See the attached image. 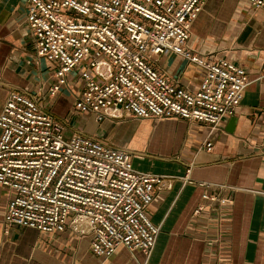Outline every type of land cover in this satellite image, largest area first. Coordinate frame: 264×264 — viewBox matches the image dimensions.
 <instances>
[{
	"label": "built area",
	"instance_id": "2783aa9c",
	"mask_svg": "<svg viewBox=\"0 0 264 264\" xmlns=\"http://www.w3.org/2000/svg\"><path fill=\"white\" fill-rule=\"evenodd\" d=\"M205 1L26 0L25 23L37 57L58 66L51 94L72 78L80 84L77 113L99 123L176 117L206 125L211 137L241 108L250 77L242 65L210 60L192 48L191 28ZM240 1L264 11V0ZM172 54L205 70L196 90L154 66L157 57ZM0 131V187L10 194L8 228L89 238L92 253L103 259L122 247L151 256L160 227L149 208L176 178L141 172L127 151L94 138H67L64 122L16 90L0 114ZM213 147L208 139L203 148L211 152ZM189 174L179 179L191 184ZM205 199L210 206L230 203ZM207 206L194 216H202Z\"/></svg>",
	"mask_w": 264,
	"mask_h": 264
},
{
	"label": "crops",
	"instance_id": "0c3cea01",
	"mask_svg": "<svg viewBox=\"0 0 264 264\" xmlns=\"http://www.w3.org/2000/svg\"><path fill=\"white\" fill-rule=\"evenodd\" d=\"M25 2L0 0V114L9 93L19 91L64 122L67 138H94L127 151L137 170L176 180L171 190L156 194L149 208L160 227L151 256L122 247L108 259L94 256L89 238L70 232L45 236L8 228L4 215L10 194L0 187V264H264V11L240 0H206L192 25L195 51L240 64L250 77L237 114L209 137L206 125L176 117L99 123L76 112L71 118L80 88L70 82L51 94L58 66L37 57ZM154 66L191 91L205 74L175 54L157 57ZM208 139L211 152L203 148ZM188 171L191 184L179 179ZM206 195L230 203L210 206ZM201 205L208 206L195 217Z\"/></svg>",
	"mask_w": 264,
	"mask_h": 264
},
{
	"label": "rangeland",
	"instance_id": "374dc122",
	"mask_svg": "<svg viewBox=\"0 0 264 264\" xmlns=\"http://www.w3.org/2000/svg\"><path fill=\"white\" fill-rule=\"evenodd\" d=\"M74 82H75V79L72 78V80H71V84H73L75 87H76V86H80V84L77 85V84H74ZM80 83H81V82H80ZM75 115H77V113H76V111L73 109L72 112H71V116H70V117L73 118V116H75Z\"/></svg>",
	"mask_w": 264,
	"mask_h": 264
}]
</instances>
